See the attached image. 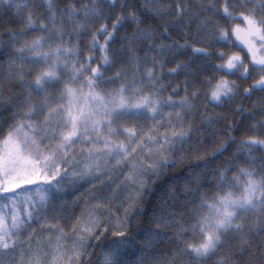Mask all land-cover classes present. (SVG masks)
<instances>
[{
	"label": "snow or ice",
	"instance_id": "6c2138e0",
	"mask_svg": "<svg viewBox=\"0 0 264 264\" xmlns=\"http://www.w3.org/2000/svg\"><path fill=\"white\" fill-rule=\"evenodd\" d=\"M117 3L78 0L61 9L54 0L43 5L35 0H0V7L14 10L23 25L19 34L8 30L16 53L9 60L8 79L18 85L19 99L9 97L0 104L16 110L9 123L0 125V253L6 257L0 264H93L95 248L101 249L96 264H128L127 257L135 247V241L129 239L127 214L133 204H128L123 219L103 212L106 201L119 199L111 185L110 195L91 193L93 206L68 225L73 233L71 243L64 228L54 229L58 233L55 239L50 236L40 243L32 235V225L41 220L47 224L45 214L55 211L56 202H67L68 184L73 193L85 184L95 188L119 171L125 190L133 188L139 196L149 181L175 165L171 156L183 151L195 131L187 118L201 93L197 90L189 95L185 88L179 101L172 95L162 96L163 86L157 87L161 77L155 71L158 55L190 50L195 57L220 60L212 63V75L204 80L203 97L210 103L237 96L241 86L229 76L253 81L243 89L245 96H264V0L259 5L255 0H200L196 10L181 0H145L139 11L161 22L155 29L141 27L144 21L135 10L128 11V3L121 4L117 14ZM41 7L46 14H37ZM214 17L230 24H221ZM99 20L113 22L90 32V26ZM126 20L136 26L131 35L121 37L133 72L129 76L121 69L114 78H106L102 67H114L110 46ZM192 25L196 37L208 34L204 47L187 39L193 35ZM171 31H179L185 42L179 44ZM84 33L91 34L92 40L89 55L81 60L84 54L72 38L79 40ZM98 35L104 37L103 44ZM166 39L172 42L166 44ZM213 40L240 51H210ZM143 44L153 53L149 57L146 52L145 59L150 58L154 66L145 67L142 75L137 48ZM97 50L102 65L93 67L91 53ZM188 68L176 64L170 74ZM117 81L118 87H105ZM147 120L154 122L149 129L141 123ZM206 122L214 123L210 118ZM253 127L259 135L248 137L238 149L241 154L246 150L255 164L251 153L264 151V121ZM77 144L88 146L86 151L81 149V159L74 153ZM138 149L141 156L147 151L150 163L136 158ZM227 149V144H221L211 158H204L181 185L182 206L168 208L179 202L174 192L162 202L164 211L153 220L155 229L144 231L141 239L145 246L155 248L163 240L174 245L160 264H237L228 249L230 237L240 240L239 253L248 258L247 264H264V163L259 168L246 167L235 163L238 157H234L225 161L226 168L215 166L216 156ZM149 170L151 175L146 176ZM18 250V256L13 255Z\"/></svg>",
	"mask_w": 264,
	"mask_h": 264
},
{
	"label": "trees",
	"instance_id": "16d2710c",
	"mask_svg": "<svg viewBox=\"0 0 264 264\" xmlns=\"http://www.w3.org/2000/svg\"><path fill=\"white\" fill-rule=\"evenodd\" d=\"M260 0H255L259 5ZM29 3L33 0H28ZM37 4L43 5L46 0H35ZM78 2V0H54V3L58 4L61 9L67 5ZM162 2L173 3L174 0H162ZM182 3H188L193 5V9L200 0H181ZM128 3V11L135 10L137 15L144 21L141 27L159 28L161 22L155 20L151 15H146L140 12L139 9L145 4V0H118L117 14H119L120 5ZM222 3V0H221ZM108 9L105 7V12ZM46 14V11L41 7L38 11L39 14ZM127 15V12H125ZM115 16H113V20ZM167 20L174 18L167 17ZM219 19L221 24H230L229 21L224 20L222 17H214ZM112 20L104 21L99 20L94 22L90 26V32H96L102 23H108L111 26ZM186 23V22H185ZM23 25L20 23V18L15 15L14 10H9L5 7H0V104L4 103L11 97L13 100H18L17 95L18 85L15 82H9V60L14 58L16 53L11 48V41L8 36V30L19 34ZM135 25L131 20L125 21V27L117 34L116 41L110 46L109 56L110 61L114 64L112 68L102 67V71L105 72L106 78H114L117 71L123 69L131 76L133 72L132 63L130 61V54L125 50L126 45L122 44L121 37L124 35H131L135 29ZM70 30V29H69ZM189 30V29H185ZM192 36L187 37L190 43L196 47H204L209 37L206 33L202 37H196V26L192 25L190 28ZM171 35L175 38L179 44L185 42V37L181 35L179 31H171ZM67 39V38H66ZM91 34L84 33L79 40L76 37L72 38L73 44H79L83 56L81 60L89 55V48L91 47ZM100 44L104 43V37L98 35ZM159 37H157V43H159ZM171 40H164V43L170 44ZM213 48L209 49L217 51H225L228 54L235 51L237 48H231L222 46L212 41ZM19 45H17L18 47ZM149 52L148 45L143 44L137 48V55L140 57L139 63L141 65V74L143 75L144 68H152V60L145 59V53ZM93 57L97 55L101 56L99 50L91 53ZM153 53L149 52V57ZM95 59L92 65L94 66ZM102 64L98 61L96 64ZM187 64L189 68L187 70H178L177 74H170V69L175 68L176 64ZM212 63H220V60L214 59L208 61L203 57H195L191 51L182 53H176L174 55L164 54L158 55L155 62V71L157 76L161 77L158 86H163L161 95L165 98L172 95L173 99L179 101L181 97L185 95V88L190 95L197 90L200 91L201 96L196 101V109L188 115L187 123L191 124L194 133L191 136L189 143L185 144L183 151L171 156V159L175 161V165L168 167L164 170V173L159 176L158 179H154L147 184L143 197L139 200L137 207L127 209L130 202L125 197V192L121 190L116 195L119 199L111 198L104 203L103 212H110L112 216H119L123 219L127 214L129 215L130 234L129 239L135 241V247L131 250L127 257L128 264H140L143 260L144 264H160L163 256L169 255L174 245L167 240L161 241L155 248L151 246H145V242L141 239L144 231L152 227L155 229L154 219L158 218V214H161L164 209L162 208V202L168 201L173 193H176L178 203H171L168 205L169 209H177L182 206L183 201L180 199L182 196L181 185L187 180L190 172L196 168L198 164L202 163L204 158H211L215 148H219L221 144H227L228 149L222 156H216L213 161L214 165L220 168H226L229 165L225 161H233L243 166H252L259 168L264 163V151L254 150L251 156L255 159V164H252L248 157V153L245 150L243 154L240 153L238 146L250 136L259 135L256 128L261 121H264V96L260 93H255L252 96H245L243 89L249 87L244 81L237 83L240 85V90L237 96L232 100H225L219 105L210 103L207 99H204L203 92L206 91L204 86V80L206 76L212 75ZM119 81L116 84H108L105 87H118ZM175 90V91H174ZM242 108L243 111H238ZM16 110L9 107H0V125L7 124L11 121L12 114ZM211 119L214 123H207V119ZM153 122V121H152ZM234 140V142H233ZM181 158H184L181 160ZM247 162V163H246ZM209 180L211 176L209 175ZM97 196H101L103 193H95ZM104 196V195H103ZM93 196L91 193L80 197L78 200L66 203L55 204V211L46 213L48 223L44 224L43 221H37L32 225L33 237L40 243H45L51 236L53 239L58 235L54 231L56 228H64L67 234V241L71 243L73 239V233L71 228L68 227L70 223H75V219H79L82 213L86 212L88 208L93 206ZM102 214V213H99ZM75 218V219H74ZM108 219L109 217H105ZM43 225V226H42ZM141 241H143L142 244ZM107 243V242H105ZM254 243H259L255 240ZM240 240L237 237H230L228 241V249L236 256L237 264H247L248 258L241 256L239 253L238 245ZM103 247V245H101ZM100 248H95L94 254L91 259L93 264H96L100 258ZM18 255L17 253L13 255Z\"/></svg>",
	"mask_w": 264,
	"mask_h": 264
},
{
	"label": "rangeland",
	"instance_id": "374dc122",
	"mask_svg": "<svg viewBox=\"0 0 264 264\" xmlns=\"http://www.w3.org/2000/svg\"><path fill=\"white\" fill-rule=\"evenodd\" d=\"M259 3H261V0L259 1ZM233 39H235V38L233 37ZM235 51H240V49L237 48ZM229 54H231V53H229ZM100 58H101L100 55H97L96 57H94L95 63H94V66L92 65L93 67H96L97 65H102V64H99V63L96 64L98 61H100L102 63ZM228 79H230V80L231 79H235L236 83H239V82L242 81V80L236 79V77H232V76H229ZM245 82L248 84V86H250L253 83L252 80L244 81V83ZM212 104L219 105L221 103L217 104V103L213 102ZM141 123L143 124L145 129H149L154 122H152L151 120H147V121H141ZM87 147H88L87 145H82V144H77L76 145L74 153L76 154L77 159H81V156L79 155L81 149H84L86 151ZM70 155H72V153H70ZM135 155H136V158L142 159L145 164L151 162L152 158L148 155L146 150H145L144 154L141 156L140 155V150L138 149L137 153ZM183 159L184 158H181V160H183ZM69 171H71L70 168H69ZM147 175H151V171L150 170L146 173V176ZM123 180H124V176L120 175L119 171H117L115 174H113L112 180H107L104 185L97 184V186L95 188H93L91 185L85 184L84 186L79 188V191H76V192L73 193L72 185L68 184V185L65 186V192L67 193L66 201H67V203L76 201L80 197H84L85 195H87L89 193H100L101 192V193H103L101 196L110 195L108 193V186L111 185V187L113 188L115 193H119L121 190H123L126 193L125 197H126L127 201L130 202V204H133V207L131 208L133 210L135 207H137L138 203L140 202L139 200L143 197V194H144L145 190H143L142 193L139 196H137L136 193L134 192L133 188H128L127 190H125V185L123 183H121ZM112 181H115L116 183L113 184ZM57 203H65V202L58 201L55 204H57ZM70 242H72V241H70ZM142 242L143 241H141L140 244L144 245ZM3 259H6L5 254L0 253V260H3ZM12 264H15V261H13Z\"/></svg>",
	"mask_w": 264,
	"mask_h": 264
}]
</instances>
